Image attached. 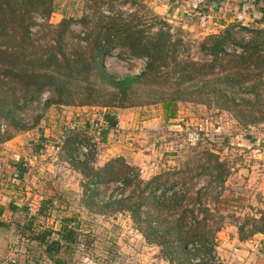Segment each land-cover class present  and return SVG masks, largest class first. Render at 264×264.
I'll use <instances>...</instances> for the list:
<instances>
[{
    "label": "rangeland",
    "instance_id": "374dc122",
    "mask_svg": "<svg viewBox=\"0 0 264 264\" xmlns=\"http://www.w3.org/2000/svg\"><path fill=\"white\" fill-rule=\"evenodd\" d=\"M196 1L108 0L100 13L122 16L141 30L155 23L156 29L161 22L167 24L171 41L178 43L176 55L181 63L215 64V56L211 55L214 43L209 39L215 35L227 36L226 51L241 55L242 46L251 42L252 30L257 27L249 14L253 7L247 0L207 5L209 10H217L206 13L210 19L202 25L198 17L201 13L192 11ZM92 5L89 0H54L49 19L32 14L26 54L27 59L41 58V75L57 79V74L51 72L55 57L65 56L74 62L79 54L90 51V32L100 24L92 19L86 26L81 20L91 17ZM64 20L68 26L60 44L58 28ZM8 39H0V45L11 51L17 45ZM223 57L221 54L219 59ZM147 64L145 58L131 57L126 48H118L104 60L106 72L117 81L141 76ZM215 65L208 76L183 84L181 90H190L193 98L178 103L174 119H167L169 114L161 101L177 91L179 76L172 75L175 65L161 70L163 76H171L169 81L165 78L159 86L151 87L145 81L136 83L126 101L120 100L96 71L86 74L81 70L69 79L74 98L59 105L48 103L56 101L53 88L46 86L37 94L38 90H27L2 76L5 86L0 98V139H23L31 155L35 152L39 156L35 155L38 161L33 164H20L33 173L24 183L32 188V194L35 191L31 199L67 205L55 209L57 216L60 212L68 217L97 216L99 238L110 240L109 253L115 254L118 264H213L200 258L212 257L222 237L233 236L231 229L239 231L245 226L244 238H254L252 233L264 228V189L260 187L264 150L254 144L252 128L264 122L241 124L217 90L238 101H256V95H260L259 103L264 106V85H258L259 79L264 82V73L258 79L254 65L226 60ZM228 76L237 83H227ZM63 77L59 75L57 81L64 82ZM89 87L95 89L97 100L103 104L82 106V94ZM111 110L121 116L116 132L105 137L100 131L92 132L91 126L102 124L104 112ZM254 117L260 114L249 119ZM206 120L211 123L208 135L199 132ZM54 121L56 125H52ZM77 122L82 127L78 130L74 129ZM61 139H66L63 146L59 145ZM82 146L90 148L88 154L80 152L78 160L72 159ZM211 154L218 159H211ZM221 163L226 165L224 169L218 168ZM1 177L0 188L15 186L19 181L13 183L12 176ZM97 181L106 188L88 194V185L98 186ZM194 230L201 235L198 245L183 251L180 238ZM239 248L235 246L234 251ZM230 259L236 260L235 255Z\"/></svg>",
    "mask_w": 264,
    "mask_h": 264
},
{
    "label": "trees",
    "instance_id": "16d2710c",
    "mask_svg": "<svg viewBox=\"0 0 264 264\" xmlns=\"http://www.w3.org/2000/svg\"><path fill=\"white\" fill-rule=\"evenodd\" d=\"M108 0H89L93 3L90 7L92 10V15L84 16L81 22L88 26L92 19L99 22L100 25L95 26L94 31L90 32L89 37H93V46L89 52H86L83 56L79 54L77 60L74 62L71 59H67L63 56L62 59L55 57V63L51 67L53 73L57 74L58 78L50 77V75H41L39 70V64H42V60L39 57H34L27 59L26 49L27 40L30 36V24L28 21H32V14L37 13L41 16L49 19L52 15L54 9V0H0V39L9 38V42L13 41L14 49L8 51L0 45V98L4 95L3 88L4 84L1 81L2 76L7 78L17 86L25 87L27 90H37V94L43 92V88H53L56 101H52L49 105H59L66 101V99H73L74 95L69 90V79L75 78L81 70L88 74L90 71L98 72L99 76L107 81V86L116 94L119 99L126 101L129 98L130 92L136 83L145 81L147 86H159L160 82L165 80L169 81L171 76H163L161 70L163 68H170L175 65V69L172 75L179 76L177 84V91L174 94H167L163 97L161 104L167 114V119H174L177 116L178 103L186 102V100H191L193 98L192 92L188 89L181 88L183 84H188L189 82L195 80L197 77L203 78L208 76L207 72L209 70H214L215 64L220 60L227 62H236L242 65H247L248 67L254 65L257 68L258 73L255 77L258 79L264 73V6L261 5L263 0H247L250 6H256L255 9H250L251 18L256 24V28L252 30L251 42L244 44L242 46L241 55H236L226 51L228 46V37L224 35L212 36L209 39L213 40V49L211 50V55L215 56L216 63L207 66V64L191 63L184 61V63L178 62L176 55L178 43H173L170 39L169 32L167 30L168 25L161 22V26L156 29L158 25H149L146 29H138V25H133L131 22H125L122 16L116 15H104L100 13L101 8ZM226 0H206V5L209 7L224 4ZM208 9L202 8L200 5L193 4L192 11H198V13L208 12ZM98 14V15H96ZM259 14V15H257ZM122 18V19H121ZM156 22H159L157 19ZM68 22L64 20L58 29L59 32V43L63 42V35L67 28ZM163 24V25H162ZM156 29V31H154ZM118 48H126L133 58H145L148 60L147 67L144 73L139 77L126 78L124 80L117 81L114 77L110 76L104 66V60L116 51ZM89 54V55H88ZM224 54V59H219V56ZM262 55V56H261ZM72 62V64H71ZM89 62V63H87ZM92 66V67H91ZM94 66V69H93ZM177 68L180 70L177 71ZM48 70V69H47ZM206 70V71H205ZM197 71V73H196ZM60 76L65 79L64 82L57 81L60 80ZM226 79L227 83L235 85L237 82L234 78ZM243 78L244 75H243ZM69 80V82H68ZM57 81V82H55ZM239 82V81H238ZM258 85H264V82L260 81ZM44 86V87H43ZM254 90L257 91L255 86ZM95 89L89 87L86 92L82 94L81 104L82 106H97L103 104L100 100H97L98 96ZM218 95L224 99V105L230 104L227 109L233 113L236 118L243 125H257L258 122H264V106L259 103L260 95H256V101L241 100L229 98L223 94L221 89L217 90ZM120 99V100H121ZM3 100L0 99V102ZM69 104V103H66ZM111 112H104V120L108 124V128H102L100 136H106L109 133L116 132L118 127V121L116 118L111 116ZM260 114L259 118H252V115ZM8 115V114H6ZM249 116V118L247 117ZM1 134V133H0ZM9 139H0V143H4ZM210 158H216L215 155L211 154ZM23 167V166H22ZM18 166L17 171L13 175V183L20 180V171H26ZM226 165L221 163L218 168L224 169ZM224 172L221 171L219 177L222 178ZM96 183V182H92ZM98 184L100 182L97 181ZM91 184V183H90ZM89 184V185H90ZM102 184V183H101ZM88 185V188H89ZM245 226H241L239 229V236L241 240H248L244 238ZM197 230L192 231L191 234L183 235L180 238V244L183 251H186L189 247H195L198 245V239L201 238L200 232ZM260 233L264 236V228L261 227L259 230H255L252 234ZM214 253V250L211 252Z\"/></svg>",
    "mask_w": 264,
    "mask_h": 264
},
{
    "label": "crops",
    "instance_id": "0c3cea01",
    "mask_svg": "<svg viewBox=\"0 0 264 264\" xmlns=\"http://www.w3.org/2000/svg\"><path fill=\"white\" fill-rule=\"evenodd\" d=\"M261 5L264 6V0ZM56 123L54 121L52 125ZM98 125L97 122L91 126L94 130L92 132H98ZM80 128L77 122L74 129ZM252 134L256 147L264 150V125L252 128ZM22 140L12 139L0 145L1 178L13 177L15 169L23 162L31 161L30 164H33L38 161L35 158L38 154L34 152L31 155L29 147L26 148ZM9 172L10 175H7ZM20 174L17 185H2L0 188V264H118L115 262V254L110 256V240L99 238L97 216L89 219L68 217L62 212L57 216L55 209L67 208V205L60 203L57 206L54 202L31 199L35 191L32 194V188L24 183L25 178L33 173L26 170L20 171ZM260 180L263 181L260 187L264 189V176ZM231 230L233 236L222 237L223 241L214 248V252L226 259V264H264V236L256 233L254 238L241 240L238 230ZM221 235L224 236L223 233ZM252 243H261V250L251 249ZM235 246L240 247L239 251H234ZM100 252H103L102 257ZM233 255L236 260L230 259Z\"/></svg>",
    "mask_w": 264,
    "mask_h": 264
},
{
    "label": "built area",
    "instance_id": "2783aa9c",
    "mask_svg": "<svg viewBox=\"0 0 264 264\" xmlns=\"http://www.w3.org/2000/svg\"><path fill=\"white\" fill-rule=\"evenodd\" d=\"M194 4L200 5L204 9H208L207 10L208 12L201 13L199 16H198V14H195V15L189 14L188 15V17L198 16L202 25H204L206 20L210 19V15H208L206 13H209V11L215 12L217 10V8H215V9H213V8L211 9L210 8V10H209V7L206 5V0H197L196 2H194ZM219 7L222 8L221 5ZM219 10H222V9H219ZM249 12H250V10H249ZM243 14H245V16H247V11H244ZM250 18H251V15H250ZM171 32H174V29H172ZM111 116L116 118V120L118 122H119L120 117H121L120 114L118 112H116V111L111 112ZM101 123L102 124H99L98 127H97V131H100V132H101L102 128H108V124L105 122L104 119H101ZM199 127H200L199 132L204 133V135H208V133L211 130V123H210V121L206 120ZM65 140L66 139H61V141L59 142V145L63 146ZM89 150H90V148H88L87 146L79 147L73 153L72 159L78 160V158L80 157V152H82L84 155H86V154H88ZM23 166L27 167V165H25V164H23ZM119 185L123 186L122 183H119ZM98 186L97 185H90L89 186V190H88V194L89 193L91 194L93 191H96V190L101 191V190L106 188L104 184H99ZM261 248H262L261 243H252L251 244V249H254L255 251H259V250H261ZM202 257L204 258V256H202ZM200 259L202 261H204V262H207V261L209 262L210 261V263H213V264H226L224 259L222 257H220L219 255H217L215 252L212 254V257H209L208 259L207 258L205 260L202 259V258H200ZM200 259L198 260V262H200Z\"/></svg>",
    "mask_w": 264,
    "mask_h": 264
}]
</instances>
